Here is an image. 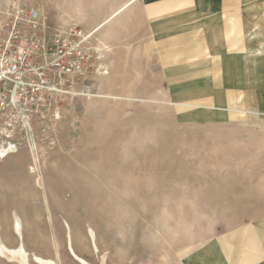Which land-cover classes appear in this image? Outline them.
Masks as SVG:
<instances>
[{"label":"rangeland","instance_id":"1","mask_svg":"<svg viewBox=\"0 0 264 264\" xmlns=\"http://www.w3.org/2000/svg\"><path fill=\"white\" fill-rule=\"evenodd\" d=\"M1 1L87 56L72 93L0 112L1 242L17 216L29 264H78L64 222L89 264H264V0L155 21L137 0Z\"/></svg>","mask_w":264,"mask_h":264},{"label":"built area","instance_id":"2","mask_svg":"<svg viewBox=\"0 0 264 264\" xmlns=\"http://www.w3.org/2000/svg\"><path fill=\"white\" fill-rule=\"evenodd\" d=\"M84 37L50 33L39 9L0 0V112H37L44 95L72 93L87 59Z\"/></svg>","mask_w":264,"mask_h":264},{"label":"bare ground","instance_id":"3","mask_svg":"<svg viewBox=\"0 0 264 264\" xmlns=\"http://www.w3.org/2000/svg\"><path fill=\"white\" fill-rule=\"evenodd\" d=\"M1 155H2L1 156L2 158L6 156L2 150H1ZM64 226L66 229V248H67L69 255L78 264H89L87 261L77 256V254L74 252L73 246H72V240L70 236L69 226L66 222H64ZM13 231L18 238V246L15 249H11L5 246L0 240V256L6 259L7 261H15L18 264H29V254L27 253V251L25 250L23 246L22 226H21L20 219L17 216H15V219H14ZM88 237H89L92 249L95 252L98 251V247L96 245V234L90 228L88 230ZM31 258L35 264H55V262L51 260L43 259L35 254H33Z\"/></svg>","mask_w":264,"mask_h":264},{"label":"crops","instance_id":"4","mask_svg":"<svg viewBox=\"0 0 264 264\" xmlns=\"http://www.w3.org/2000/svg\"><path fill=\"white\" fill-rule=\"evenodd\" d=\"M137 1L141 3V14L143 19L146 21H155L170 17L172 15L180 14L182 12L193 10L197 8L201 0H137ZM128 5L129 4L124 5L123 8H121L113 16L119 14ZM106 23L107 21L105 22V24ZM73 250L77 254V256L84 259L75 251L74 248Z\"/></svg>","mask_w":264,"mask_h":264}]
</instances>
